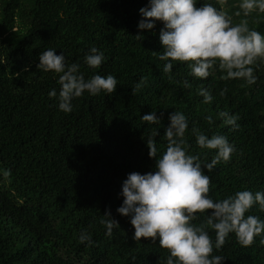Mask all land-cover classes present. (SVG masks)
<instances>
[{
  "label": "trees",
  "instance_id": "obj_1",
  "mask_svg": "<svg viewBox=\"0 0 264 264\" xmlns=\"http://www.w3.org/2000/svg\"><path fill=\"white\" fill-rule=\"evenodd\" d=\"M206 0L239 24L264 35V13L247 16L241 0ZM205 0H198L197 7ZM148 0H0V264H164L168 256L158 241H134L129 217L116 209L122 204L121 184L127 174L154 171L155 159L143 140L152 129L157 157L166 147L168 115L183 113L188 120L185 139L189 152L210 162L215 150L196 145L192 128L208 137L223 135L234 146L227 162L210 175L209 196L223 199L236 191L264 192V60L253 67L256 82L222 79V70L199 79L186 62L173 61L170 73L158 59L163 24L138 30L139 9ZM142 38H137V36ZM91 47L104 53L99 68H88L83 57ZM47 48L77 62L85 79L94 74L117 79L111 94L87 92L72 101L73 110H58V76L36 68ZM144 84L135 92L136 84ZM187 81V86L185 85ZM200 88L213 97L203 103ZM223 92V95H221ZM156 111L161 125L140 117ZM238 117V127L218 116ZM206 116L212 117L208 123ZM8 175L5 176L4 172ZM119 227L106 235L105 212ZM210 212V210H209ZM194 223H201L202 214ZM247 215L264 220L254 205ZM92 243L80 242L81 233ZM215 241V233L209 230ZM264 233L248 246L230 233L212 255L223 264H264Z\"/></svg>",
  "mask_w": 264,
  "mask_h": 264
},
{
  "label": "clouds",
  "instance_id": "obj_2",
  "mask_svg": "<svg viewBox=\"0 0 264 264\" xmlns=\"http://www.w3.org/2000/svg\"><path fill=\"white\" fill-rule=\"evenodd\" d=\"M197 3L198 0H148L147 6L139 9L142 19L138 22V30L150 31L156 21L163 24L159 34L162 51L158 55L159 60L165 61L163 72L172 71L173 61L186 62L189 74L199 79L209 77L214 68H218L225 73L222 79H243L248 85L254 84L256 76L252 66L258 58L264 60V35L250 30L247 21L232 24L223 11L206 0L200 7ZM239 7L245 16L254 10L264 12V0H241ZM137 38L142 37L138 35ZM104 60V53L96 47H91L83 57L84 64L91 69L99 68ZM36 68L58 76L59 92L52 89L48 96L57 98L58 110L64 113H70L73 99L85 92L96 96L101 92L111 94L117 88V79L112 74H94L85 79L77 62L67 63L64 53L57 55L52 48L38 55ZM143 84L141 78L132 91ZM198 94L203 97V103L213 99L208 89L200 88ZM218 116L225 125L238 127L237 116L226 111L219 112ZM140 119L161 125L156 111L146 113ZM205 119L212 123L211 116ZM168 121L163 135L167 143L159 157L155 141L158 129H152L147 137H143L149 157L155 159L154 171L127 174L119 193L122 204L116 211L120 216L130 218L134 241L151 239L167 250L164 264H223L222 256L212 255L213 248L220 250L230 233H234L243 246L250 245L255 236L264 233V220L245 215L254 205L264 211V192L240 190L213 200L208 194L211 178L205 170L210 173L221 161L227 162L234 146L223 135L208 137L193 127L196 145L215 150L210 162H202L198 154L189 152L185 139L186 116L173 111L169 113ZM4 175L8 173L5 171ZM197 214L204 216L199 224L194 223L200 218ZM103 217L100 223L104 225L106 235H111L119 224L110 212L106 211ZM209 230L215 233L214 243ZM79 240L92 243L90 235L83 232ZM260 242L264 244V238Z\"/></svg>",
  "mask_w": 264,
  "mask_h": 264
},
{
  "label": "rangeland",
  "instance_id": "obj_3",
  "mask_svg": "<svg viewBox=\"0 0 264 264\" xmlns=\"http://www.w3.org/2000/svg\"><path fill=\"white\" fill-rule=\"evenodd\" d=\"M221 3H224V6L227 5L228 2H225L224 0H220ZM260 13H264V12H260Z\"/></svg>",
  "mask_w": 264,
  "mask_h": 264
}]
</instances>
